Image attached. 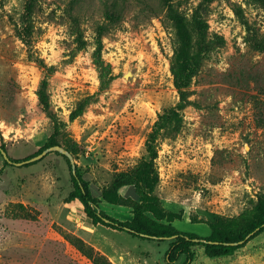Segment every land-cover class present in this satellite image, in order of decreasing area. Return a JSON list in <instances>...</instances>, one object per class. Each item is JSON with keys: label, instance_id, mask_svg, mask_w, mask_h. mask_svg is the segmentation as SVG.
Here are the masks:
<instances>
[{"label": "rangeland", "instance_id": "obj_1", "mask_svg": "<svg viewBox=\"0 0 264 264\" xmlns=\"http://www.w3.org/2000/svg\"><path fill=\"white\" fill-rule=\"evenodd\" d=\"M27 1L0 0V145L12 159L64 146L99 207L131 220L140 185L121 183L139 179L157 129L149 216L201 236L250 216L264 194V0H111L107 14L106 0H84L80 30L69 26L70 0H37L22 23ZM202 2L207 30L184 62L173 17L189 19ZM174 70L190 82L179 88ZM45 84L53 116L40 101ZM173 113L178 132L157 128ZM70 161L51 151L19 166L0 151V264H94L79 239L112 264H169L170 240L134 237L67 200ZM237 251L198 252L194 264H264V231Z\"/></svg>", "mask_w": 264, "mask_h": 264}, {"label": "trees", "instance_id": "obj_2", "mask_svg": "<svg viewBox=\"0 0 264 264\" xmlns=\"http://www.w3.org/2000/svg\"><path fill=\"white\" fill-rule=\"evenodd\" d=\"M83 1L84 0H70L68 7L69 26L75 27L78 30L81 28V17L75 12V9ZM104 4V13L116 12L117 8L115 7V3H112L111 0H106ZM36 7L37 0L27 1L26 11L21 15L22 23H26V19L32 20L33 17H35ZM207 9V5H204L202 2L195 8L189 19L184 17V15L173 17L177 24L178 31V57L184 62L190 59V53L193 48V39L195 36L198 34H204L207 30V21L205 18ZM104 27V25H101L100 30H104ZM101 48L102 47H100V49ZM40 60L43 61L42 59ZM175 62L176 61H174V69ZM178 72L179 71L176 72L174 70L176 84L179 88H182L190 82L193 74L180 76ZM39 95L44 109L53 116L54 112L51 109V101L47 93L46 84L41 86ZM80 114L81 113L73 112L71 117L75 118ZM164 118L169 120V124L158 121L157 128H166V130H169L171 133L180 130L182 126V118L178 114L173 113L172 115H164L162 116V119ZM157 139L158 131L156 129L147 139L146 145L148 154L146 157L147 159L143 161V164L140 167L139 179L135 180V182L125 180L121 183V185L127 183H137L140 185L141 200L136 203L131 220H120L102 210L98 205L96 197L93 195L88 181L85 180L77 168L76 173H73L76 187L70 193L67 200L71 201L79 199L89 218L94 221H103L110 227L127 232L134 237L159 241L170 240V245L165 255V260L169 264L174 263L181 255L186 256V260L183 264H193L197 254V247H204L206 254L210 257L232 255L236 250L245 246L251 239L264 231V194L260 196L254 210L250 211V216L244 218L242 221L232 219L231 226H233L234 229L233 227H230L227 220L223 221L224 219L222 218L218 224L216 222L209 224L212 229V235L206 237L196 233L182 231L175 227L171 220L164 222V218L159 219L149 216L147 212L149 211V203L151 199L150 189H152L159 181V175L155 168V159L158 156ZM52 145L55 144L48 142L47 147ZM0 151H6L3 145H0ZM32 157L33 156H29L21 160H15L9 156L8 159L5 158V163L19 166L30 165L37 161L31 160ZM66 157L70 161L69 157ZM18 162H20V164H17ZM78 242V248L91 258L94 264H112L105 255L96 251L86 242L80 239Z\"/></svg>", "mask_w": 264, "mask_h": 264}, {"label": "water", "instance_id": "obj_3", "mask_svg": "<svg viewBox=\"0 0 264 264\" xmlns=\"http://www.w3.org/2000/svg\"><path fill=\"white\" fill-rule=\"evenodd\" d=\"M51 151H59L63 154H65L66 156H68L71 160V163H72V167H73V172L76 173V163H75V160H74V157L72 155V153L66 149L64 146L60 145V144H55V145H52L50 147H47L45 150H43L40 154L34 156L31 158V160H38L40 158H42L43 156H45L46 154H48L49 152ZM4 157L6 159L9 158V155L6 151H2ZM17 164H20V162H18Z\"/></svg>", "mask_w": 264, "mask_h": 264}, {"label": "crops", "instance_id": "obj_4", "mask_svg": "<svg viewBox=\"0 0 264 264\" xmlns=\"http://www.w3.org/2000/svg\"><path fill=\"white\" fill-rule=\"evenodd\" d=\"M179 209H180V208H178V210H179ZM183 210H184V209H183ZM190 212H191L190 210L188 211L187 209H185V210H184V214H183V219H184V218H187V217L189 218V217H190ZM164 222H165V221H164ZM172 224L175 226V221H173ZM114 229H115V228H114ZM117 230H118V229H117ZM206 236H210V234H209V235H205L204 237H206ZM239 249H240V248H239ZM239 249H238V250H239ZM203 251L205 252L204 247H198V249H197V253H198V252L200 253V252H203ZM235 252H236V253H234V254H232V255H229V257H230V256H232V257H233V256H236L237 252H239V251L236 250ZM205 253H206V252H205ZM165 255H166V253H165ZM196 255H197V254H196ZM221 257H225V256H221ZM185 260H186V256H185ZM194 262H196V258H195ZM194 262H193V264H194Z\"/></svg>", "mask_w": 264, "mask_h": 264}]
</instances>
